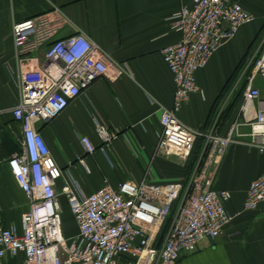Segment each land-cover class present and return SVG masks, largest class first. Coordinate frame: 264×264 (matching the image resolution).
Masks as SVG:
<instances>
[{"label":"built area","instance_id":"built-area-1","mask_svg":"<svg viewBox=\"0 0 264 264\" xmlns=\"http://www.w3.org/2000/svg\"><path fill=\"white\" fill-rule=\"evenodd\" d=\"M172 19L182 36L161 52L176 88L172 106L162 107L156 153L186 159L197 138L203 137L210 149L207 162L177 181L144 177L138 183L125 181L114 187L104 178L90 193L70 169L56 164L38 124L60 115L96 79L108 75L111 63L88 35L76 33L52 41L44 62L37 70L29 68L26 52L44 37L41 17L14 23L19 101L11 113L21 123L22 133L20 148L8 164L28 207L21 227L0 223V264H180L185 253L205 239L221 236L234 219L236 214L227 208L231 191L215 188L214 182L227 148L241 135L240 122L235 120L221 135L216 128L222 108L207 132L186 125L178 112L193 92L201 90L196 72L255 16L239 0H193L192 5L183 4ZM251 54L243 65L247 87L239 110L247 115L250 105L258 102L259 110L248 121L247 141L264 156V98L255 84L258 77L264 78V38ZM99 133L106 152L105 145L116 134L102 127ZM81 143L87 154L97 150L86 135ZM79 161L89 170L83 156ZM61 196L66 197L77 227L71 238L64 232ZM263 202L264 169L251 181L243 209L256 210Z\"/></svg>","mask_w":264,"mask_h":264},{"label":"crops","instance_id":"crops-1","mask_svg":"<svg viewBox=\"0 0 264 264\" xmlns=\"http://www.w3.org/2000/svg\"><path fill=\"white\" fill-rule=\"evenodd\" d=\"M255 20L242 25L196 72L200 91L193 92L178 112L197 131H210L218 110L223 112L235 96L229 114L220 118L216 131L224 135L238 119L241 134L226 150L214 187L232 193L227 208L236 216L215 239H205L183 255L180 264H264V202L244 210L251 181L264 169V156L249 144L248 121L259 110L250 105L240 113L238 81L243 65L264 38V0H239ZM193 0H0V223L22 225L27 198L16 182L8 159L20 148L21 123L11 109L19 101L16 79L19 63L13 44L14 23L41 17L44 37L26 52L29 65H41L48 45L59 38L85 33L111 63L108 75L96 79L66 109L38 129L52 157L70 169L87 193L104 178L114 187L125 181L169 182L183 177L177 160L156 153L162 107H171L175 93L173 74L162 48L176 44L181 32L173 27L174 14ZM259 84L262 81H258ZM264 84V83H263ZM264 98V95H262ZM222 112V114H223ZM116 136L106 152L99 128ZM88 136L97 146L87 154L81 143ZM83 156L85 164L79 161ZM62 179L60 180V183Z\"/></svg>","mask_w":264,"mask_h":264},{"label":"rangeland","instance_id":"rangeland-1","mask_svg":"<svg viewBox=\"0 0 264 264\" xmlns=\"http://www.w3.org/2000/svg\"><path fill=\"white\" fill-rule=\"evenodd\" d=\"M260 43H261V41H260ZM254 52H252V53H254ZM38 66L37 65H29V68L37 70ZM258 81H262V82H260V84H259ZM263 83H264V78H261V77H258L255 81V84L260 89L262 95H264V84ZM246 87H247V81H244V80L241 82H240V80L238 81V85H237L238 90L243 91ZM209 150H210L209 145L205 142L204 138L199 137L196 140L195 148H194L193 152L191 153V155L188 158L184 159V158L178 157L176 155L164 154V153H163V155L166 157H169V158L176 159L178 167L183 169V172H184L183 177H186L195 168L200 167V166L204 165L205 162H207ZM183 177L179 178L178 180H181ZM175 181H177V180H175ZM60 200H61V204H62V216H63V222H64V232H65L66 237L71 238L74 236V234L76 232V228H77L76 223H75V220L73 218V214L71 212V209H70V206H69V203H68L66 197L61 196Z\"/></svg>","mask_w":264,"mask_h":264},{"label":"trees","instance_id":"trees-1","mask_svg":"<svg viewBox=\"0 0 264 264\" xmlns=\"http://www.w3.org/2000/svg\"><path fill=\"white\" fill-rule=\"evenodd\" d=\"M239 91H240V90H239ZM242 93H243V91H240V95H241V97H242ZM241 97H240V98H241ZM235 99H236V97L234 96V97L232 98L231 102L228 104V106H227V108L225 109V111L223 112L222 117H224L225 115H227V114L230 113V111L232 110V107H234V105H235Z\"/></svg>","mask_w":264,"mask_h":264}]
</instances>
